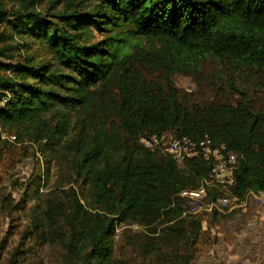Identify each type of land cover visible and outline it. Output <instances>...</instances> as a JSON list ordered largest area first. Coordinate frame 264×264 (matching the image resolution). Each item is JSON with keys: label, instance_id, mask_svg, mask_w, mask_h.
Returning a JSON list of instances; mask_svg holds the SVG:
<instances>
[{"label": "trees", "instance_id": "1", "mask_svg": "<svg viewBox=\"0 0 264 264\" xmlns=\"http://www.w3.org/2000/svg\"><path fill=\"white\" fill-rule=\"evenodd\" d=\"M7 2L0 0V127L37 144L45 185L49 162L65 155L88 186L87 206L73 188L64 201L50 193L35 224L56 230L66 220L77 264H111L124 221L159 235L140 234L144 255L167 260L164 249L196 245L202 217L179 219L178 193L198 187L208 167L147 150L140 136L208 135L239 155L230 193L264 192V111L232 78L264 74V0H49L45 11L38 0ZM7 28L29 55L16 59ZM206 59L221 64L237 101L192 103L176 86L174 74L194 77ZM184 251L174 264L193 263L196 252Z\"/></svg>", "mask_w": 264, "mask_h": 264}, {"label": "rangeland", "instance_id": "2", "mask_svg": "<svg viewBox=\"0 0 264 264\" xmlns=\"http://www.w3.org/2000/svg\"><path fill=\"white\" fill-rule=\"evenodd\" d=\"M7 1L10 7L19 4L18 0ZM48 2L49 0H38L37 9L45 11ZM5 28L1 25L0 32L6 31ZM7 30L8 35L12 37L8 40V46L15 48L16 59H21L18 53L29 55V51L23 48V40L16 35L13 37L10 29ZM143 41L148 44L146 39ZM154 44L159 45L157 41ZM33 51L37 53L38 49L34 48ZM221 71L218 61L206 59L201 62L200 72L194 77L176 73L174 80L176 86L192 103L214 99L235 102L241 95L230 87L229 81ZM232 78L233 86L245 92L253 109L256 112L264 111V74L253 77L249 73L238 72L233 74ZM3 132L8 134V131ZM37 148V144L29 141H8L0 137V264H77L66 248L70 237L66 220L61 218L56 230H36L35 224L44 216L45 203L50 193L54 194L58 201H64L62 195L73 188L82 203L87 206L88 201H91L88 186L75 180L65 155L60 160L49 162L50 179L48 185H45L41 176L47 163ZM209 216H199L202 217V229L194 248L183 244L179 249H164L167 260H164L163 256L157 258V254L144 255L142 252L143 237L140 234L154 238L159 237L158 234H150L148 227L137 223L120 222L113 237L111 264H174L172 258L175 254L185 252L186 249L194 250L197 257L209 238L208 230L203 226L204 221L210 223ZM179 219L188 222L190 217L182 216Z\"/></svg>", "mask_w": 264, "mask_h": 264}, {"label": "built area", "instance_id": "3", "mask_svg": "<svg viewBox=\"0 0 264 264\" xmlns=\"http://www.w3.org/2000/svg\"><path fill=\"white\" fill-rule=\"evenodd\" d=\"M3 130L0 127L2 139L15 140L13 135L4 133ZM138 141L147 150L170 155L178 163L198 159L208 167V175L201 179L198 187L184 188L178 193L184 204L183 216L195 218L223 211L233 201H240L248 196L255 201L264 198V192H250L243 199L230 193V188L235 184L234 173L239 164V155L226 144L214 142L208 135L191 137L165 131L140 136Z\"/></svg>", "mask_w": 264, "mask_h": 264}, {"label": "crops", "instance_id": "4", "mask_svg": "<svg viewBox=\"0 0 264 264\" xmlns=\"http://www.w3.org/2000/svg\"><path fill=\"white\" fill-rule=\"evenodd\" d=\"M206 215L209 238L192 264H264V198L248 196Z\"/></svg>", "mask_w": 264, "mask_h": 264}]
</instances>
